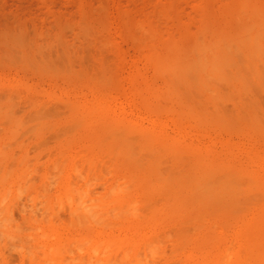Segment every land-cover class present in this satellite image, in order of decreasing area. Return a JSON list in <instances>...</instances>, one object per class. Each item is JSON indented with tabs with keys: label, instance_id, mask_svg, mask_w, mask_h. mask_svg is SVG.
<instances>
[{
	"label": "bare ground",
	"instance_id": "6f19581e",
	"mask_svg": "<svg viewBox=\"0 0 264 264\" xmlns=\"http://www.w3.org/2000/svg\"><path fill=\"white\" fill-rule=\"evenodd\" d=\"M223 16L222 19L218 18L220 20L205 18L195 34L166 40L159 48L148 53V60L160 76L161 84L157 82L158 88L152 79H145L148 84L145 83L146 96L142 104L156 113V118L161 115L173 118L177 130L174 135L166 131L160 117V121L153 117L151 125L144 126L140 121L130 116L128 118L121 109L122 114L115 111L111 105L114 103L106 96L90 100H66V105L61 101L67 109L64 115L59 116L60 119L73 120L70 126H80L82 131L74 135L91 139V143L87 141L90 144L85 142L88 145L86 152L91 150L93 157L99 151L103 157L112 155L116 177L107 185V182L100 183L105 186L101 187L104 191L100 194L92 190L95 189L94 185H98V180L94 178L103 172L101 166L110 169L108 166L111 165L105 162L112 158L100 164L102 160L99 162L97 158L96 162L95 158L87 156L88 161L81 163L87 166L83 164L87 171L92 170L90 166L94 168V164L101 165L97 168L99 173L95 170L97 165L95 171H90L93 174L90 180L87 178L89 172L84 178L85 173L76 171L78 165H71L69 161L67 168L71 165L70 169L77 172V177L74 175L71 180L72 174L70 178L67 175L59 177L58 174L57 182L51 178V182H56L54 190L46 192L49 185L46 181L45 189L42 186L46 184L37 186V190L42 187V193L38 191L36 193L39 194L31 196L32 191L28 192L30 197L26 196V200L18 190L26 188L29 181H26L27 176L36 167L23 179L24 186L19 183L24 175L9 172L12 167L9 162L13 158L2 151L1 145L3 139L20 133L22 118L14 114L11 100L0 101V121L9 122L6 127L1 125L0 128V235L8 236L7 240H3H9L6 245L10 246L11 241L16 243L18 240L19 243L20 232H14L16 228L18 231L24 228L30 230L31 227L25 226V223L22 224L24 228L21 226L23 229L12 225V218L17 217L14 210L19 211L21 216L33 219L37 238L35 243H28V239L25 244L19 245V251L21 249L25 257L23 263L27 258V264H60L59 254L63 251L65 255L71 251L78 254L79 248L80 253H73V256L81 258V253L85 251L83 254L87 253L90 261L86 263L88 258L84 256L80 260L77 257L73 260L70 256L72 264H94L98 261L99 264H264V0H233L225 8ZM145 30V34L140 31L143 37L138 35V38L150 36L149 30H146L147 33ZM141 38L139 41L142 42ZM43 47H39L33 55L26 52L19 54L22 62L30 63L29 60L38 57L35 68L39 74L57 72L46 59V53L42 52H45ZM73 70L65 67L61 70L63 74L55 75L63 76L70 82H87L93 90L104 89L103 76L91 74L94 76L91 77L85 70L80 73ZM157 75L153 74L155 79L159 78ZM228 103L231 110L226 106ZM30 107L36 108L32 113L37 116L33 117L35 120L56 118L54 115L50 117L56 109L50 110L47 106L48 113L43 110L44 107L43 112L39 101L32 102ZM183 124H193L197 134L214 130L217 134L238 135L246 140L239 145L230 138L224 139L220 141V148H216L213 140V143L205 144L200 139H190ZM64 126L61 129L71 130V127H66L68 124ZM56 132L61 133L59 130ZM36 133L40 132L37 130ZM50 152L48 155H51ZM241 152L244 160L240 159ZM22 154L25 156L24 151ZM99 154L95 157L101 156ZM64 158L63 161L58 159L59 163L52 161L58 170L52 166L50 171L62 174L64 164V169L67 165L64 160L70 157ZM73 158L72 162L79 161V158ZM15 161L17 166L22 164L19 159ZM60 162L64 164L60 165ZM39 167L36 169L40 170ZM93 171L98 175L95 176ZM50 174L54 175V172ZM50 174L47 172L45 175ZM108 174L111 176L112 173ZM47 177L44 178L49 181ZM90 181H94L93 188ZM14 183L18 189H15V194L11 193ZM40 194L41 198L38 197ZM31 197L38 202H32L34 199ZM24 198L26 202L35 204L27 205L29 209H26L28 202L24 204ZM16 215H19L18 212ZM20 221L18 224H21ZM5 241H0V245L1 242L7 243ZM15 245L13 248L17 250ZM73 247H77L78 252ZM16 252L13 251L15 254L12 255H16ZM65 255L60 261L64 260ZM93 258L94 262L91 261ZM69 259L65 258L67 261Z\"/></svg>",
	"mask_w": 264,
	"mask_h": 264
},
{
	"label": "rangeland",
	"instance_id": "374dc122",
	"mask_svg": "<svg viewBox=\"0 0 264 264\" xmlns=\"http://www.w3.org/2000/svg\"><path fill=\"white\" fill-rule=\"evenodd\" d=\"M232 1L233 0H0V101L3 100L4 102H6L11 100L12 104H14L12 105L14 114L22 118V120L19 119V121L20 120L22 121V122L20 121L21 123L18 121L20 124H22L20 125V128L23 126L22 129H19L20 133L3 139L4 142L1 145V148L2 151L6 153V155H8L11 159L13 158L12 161L9 160L11 161L9 163L12 166V167L9 166L10 167L9 172L24 175V178H22L21 181H19V183L21 182L22 185L23 182L25 181V180L23 181V179H25V176L29 173V171L33 170L34 167L38 169V167L41 166L39 167L41 168L40 170L34 168L35 171H32L31 173L28 174L27 176L28 179H26V181L27 180L29 181H27L28 182L26 184L27 186H25L26 188L28 187L27 189L20 188V190H18L17 188H15L16 183H14L11 186V193L15 194V192H17L15 189H17L18 192L21 191V193L25 195L26 200H28L27 198L29 196L27 194L28 192L32 191L31 192L32 194L30 193L31 196L35 194L37 195L39 193L36 192L38 191L40 192V190L42 191L43 190L41 189L42 187L45 189L48 183H49L48 187L52 186V188L50 189V187L49 188L47 187V189H45L46 192L47 190L48 191L54 190V186L56 185V182L57 180H59V177H61V175L63 176L67 175L70 178V175L72 174L70 178L71 180L73 176L77 173L76 171L81 172V174L85 173L84 174L85 176L83 175L84 178L86 177L87 172H89L90 174L89 176L91 175L93 176V174H91L92 172L90 171L94 170L96 165L101 166L100 164L104 163V160L110 157L112 158V155L110 156L108 154L106 157H103L104 155L102 156V154H99L101 153L98 150L99 147L96 150L99 151L97 153L101 155L103 159L101 156L95 157L97 153L95 154L94 152L93 155L95 154V156L93 157L90 154L91 150L90 152L88 151L86 152L85 147L87 149L88 145L85 144V142L87 141L90 142L91 139L88 140L87 137H84L82 135H76V134L74 135L75 132H82L79 129L80 126L78 127L74 125L75 127H71L70 123H72L73 120L69 121L70 119L67 120L66 118H62V117L60 119L59 117L66 113L65 109H67V106L65 107L66 105L65 101L85 100V99L90 100L93 99V97L106 96V98L108 97L107 99H110L111 103H114L111 105L114 107L115 111L117 112L119 111L120 113L121 111H123L122 113L126 115L128 118L130 116V118L136 119L137 121H140L144 126L145 125L147 126L148 124L151 123V121H153L154 118H156L157 114L146 109L142 104V99L146 96L145 83L148 84V81L152 79L154 83L152 81L151 82L155 86L161 84L160 76L156 74V72L154 71L153 67L151 66L148 60V53L152 49L159 48V46L166 40L182 39L195 34L200 24L203 22L205 18L211 20L218 18L222 19L224 17L223 15L225 12V8ZM143 29L144 30L148 29L149 30V31L147 30L148 33L149 32L151 33L150 36L148 37L144 36V39L141 38L143 37L142 33L145 34ZM140 31H142V33ZM138 35L141 36L139 37L141 38V40L143 39L144 42L139 41L140 38H138ZM151 35L153 37H151ZM39 47L40 48L43 47V50H45V52L44 51L42 52L46 53L47 55L46 59L57 70V72L51 73L54 75H51L50 73H43V74L38 73V71L35 68L38 57H36V60H32V61L29 60L31 64L28 62H22L21 55L24 52L33 55L34 53H36ZM13 54L17 55V57ZM65 67H68L71 70L74 69L73 71L77 73H80L82 70H85L90 75L91 74L95 75V77L103 76L104 80L102 81V84L104 85V87L102 88L104 89L93 90L92 88H90V85H88L85 80L84 81L86 83L70 82L67 78L63 76L55 75L56 73L63 74L61 70L65 69ZM100 71L102 74L100 73ZM153 74L157 75L159 78L155 79L154 78L155 76H153ZM92 75L91 77H94ZM145 79H147L148 81L145 82L146 81ZM157 82L158 85H156ZM34 101H39L41 106L40 108L41 111L44 110L46 113H48L47 106L51 108L50 110L56 109L58 115H55L57 113H54V111H56L54 110L50 116L52 117V115H54L56 116V118L47 117V118H39L41 120L38 119L35 120V118H33L35 116L33 115L34 114L33 109L36 108L30 107L32 102ZM58 101H60V103H58ZM61 101H63L65 105H62L61 103L63 102ZM54 103L57 104L55 105V107L57 108L54 107ZM227 105L228 107H230L229 109L231 110L232 109L231 104L228 103L226 104V106ZM229 109L227 108V110ZM45 115L48 116V114ZM45 115L44 117H46ZM35 117L37 118V116ZM141 117L143 119L145 118V120H142ZM159 117L161 119V122L163 123V126L165 125L164 128L166 129V131L171 135H174L176 133L175 131L177 130H175L176 124L173 118L171 119V117L169 116L167 117L164 115H161ZM159 117H157L154 120H157ZM160 119L158 120L160 121ZM3 121L6 123L0 121L1 122L0 128L1 125L3 127L4 126L6 127L9 124V122L7 124V121L5 120ZM35 122L38 123L35 125L33 124ZM31 124H33V126H31ZM66 124H68V126L66 127L67 128L71 127V130L67 128H66L67 130L64 129L65 127L64 125ZM28 125H30V127ZM60 125L61 126L63 125L64 127H62L61 129ZM25 126L26 127L28 126L29 128H26ZM183 126L184 129L186 130L185 132L188 133L190 139H193L194 141H198L200 139L199 141L205 144L213 143L212 142L213 140L216 148H220L221 146L220 141L224 139L230 138L233 142H235V144L240 143L239 145H242L241 142L246 140L238 135L237 138L233 134H230L229 135L230 137L226 133L217 134L214 130H208L209 131L208 133L206 134L203 133L204 135L203 134L201 135L196 133L197 131H195L196 128L193 126V124H188V125L183 124ZM170 127H172L171 130ZM55 129L57 131L59 130L61 133L56 132ZM37 130L40 133H36ZM61 130L65 132V134H62L63 132ZM31 131L34 133L31 134ZM214 133H216L217 135ZM57 134H59L60 136L58 135L59 137H57ZM16 137L18 139H16ZM13 139H15L16 141L13 142ZM23 139L24 141H22ZM7 144L10 146H8ZM51 150L53 151L50 152ZM14 151L18 153L15 154ZM23 151L25 156H23L22 154ZM49 152L51 155H48ZM60 152L61 154H58ZM74 154L76 155L74 156ZM242 154L243 152H241L240 159L242 158L244 160L245 158L244 155ZM21 155L23 159L21 158ZM40 155L41 156L44 155V156L39 159V157H41ZM87 156H89V158L90 157L95 158L96 162L98 161V159L99 162L100 160L102 161L100 162V164H94L95 165V166L93 165L94 168L90 166L92 170L88 169L87 171V168L83 167V164L86 163L85 161H88ZM19 157L21 158L22 161H20ZM56 157H58V159L60 158L65 159L64 157L66 158L70 157L68 158V160L67 159L64 160L65 162L67 161V165L65 169L64 166L66 163L64 164L60 162V165L64 164L63 169L61 166V169L63 170L62 174H60L61 172L58 173L59 171L58 172L56 171L57 174L55 173V170L58 169H56L52 161L54 162L57 160L56 162L58 163L60 161ZM71 157L72 158L74 157L73 158L74 160L79 158L80 164L82 162L84 163L81 164V167L79 168L78 167L80 166L79 161L72 162ZM18 159L19 162H21L22 164L20 163L21 165L17 166V162L15 160ZM28 159H30L31 162ZM111 160L110 161L106 160L108 162L107 163L105 162L106 165L108 164L111 165L108 166V169L110 168L109 170H106L107 166L105 167L101 166L103 172L101 170L100 171L102 172V174L101 172L99 173L98 171L99 169L97 170V168H100L99 166L96 167L95 169L98 171L97 173L100 174V175L97 174L98 177L94 178L96 179L95 181L98 180V183L95 182L98 185H94L93 187H95V189H92L95 193L99 192L100 194L104 191L105 186L103 185L104 188L101 189V187H103L100 184L101 182L102 184L107 182L105 183V185H107L109 182L113 181L114 178L116 177V173L114 172L112 165L113 158ZM56 162L55 164L57 165ZM68 162L71 165L74 163L75 166L78 165L76 166V171L70 169L72 167L71 165H69L70 167L67 168ZM77 162L78 164H76ZM24 165L27 166L25 167ZM52 166L53 169L55 168V170L52 169L53 171L51 172L50 169L52 168ZM75 166H73V168ZM59 170H60V166H59ZM104 171L107 174L108 172L112 173L111 176L110 174L108 175L105 174ZM47 172L49 174L54 172V175L53 174L45 175L47 174ZM35 175L37 178H35ZM45 176L50 177V178L47 177L50 182L44 178ZM89 176H87L88 179L92 178V176L91 177ZM106 176H108V178H106ZM74 177L77 176L75 175ZM29 178H34V179L31 180ZM51 178L54 181L56 180L55 184L53 183L54 181L51 182L52 181ZM93 183L92 182L90 183V187H92ZM38 185L40 186L45 185V187L44 186L40 188L38 187L39 190H37ZM21 193L18 194L21 195ZM38 197L41 198L42 195L40 194L38 195ZM25 198L24 200H22L25 202L23 203L24 204H26L27 202L30 203V204L28 203L26 204V209H29L28 207L29 205L31 206L38 202V200L36 201L35 198L31 197L34 199L32 202H35L32 204V202L30 201L26 202ZM17 212L19 215H16ZM14 216L17 217L12 218L13 219L12 225L14 224L17 227L19 226V229H21L23 227L22 224L25 223L24 224L25 226L27 225L33 229L34 226L32 224L33 219L32 220L29 219V216H21V213H19V211L16 210H14ZM39 217L37 216L36 218L40 219ZM33 218L35 219V217ZM16 219H18L19 221L22 219L23 220L20 221L21 224H18L19 221H17ZM31 228L30 230H27L28 228L24 230L25 229L24 228L23 230H19V231L18 228H16L17 230L14 232H20V236L24 235L23 237L21 236V239L22 238L25 239L24 240L22 239L23 241H21L19 236V243H18V240L14 238L15 236L10 237L12 240H17L16 243H13V241H11L10 246L6 245L9 243L8 242L9 240L5 241L8 239L7 238L8 236L5 238L4 235L2 234L0 235L2 236V238L0 237V241L7 242V243L1 242L3 248L0 245L1 247L0 264H7V260L9 261L8 264L25 263L27 258L24 260L23 263V259L25 257L22 255L21 249L19 251V245L25 244L24 242L28 241V239L30 240V242L28 241V243L32 244L36 242L37 237H35L36 236L35 230L34 229L32 230ZM25 235H27V237ZM30 235L32 239L34 238V240L30 238ZM14 245L16 246V248H18L17 250L14 249L15 248ZM5 246H7L8 248L12 247V249H14L13 250L14 252L16 251L19 252H16V255H12L15 254L13 253L12 249L10 248L11 251L10 249H7L11 253L10 255V253L6 250ZM73 248L77 252L79 250L80 253L79 248L78 250H76L77 247L76 248L73 247ZM67 249H64L65 252L68 251ZM70 251L71 250L69 249V252ZM38 252H40V250H38L37 253ZM84 252L85 251L81 253V258L82 256H84V258H88L87 260H85L86 263H88L90 261L89 260L90 258L88 257L87 253L86 255H84L83 254ZM71 253L67 252L66 254L68 256L65 255L64 251L62 254H59L58 261L60 262V264H62L61 261H63V263L65 262L64 264H67L66 263L67 260H65V258L69 259L70 256L72 259L73 258L75 259L76 257L79 260L81 259L79 258V256L76 257L75 255L73 256V253L77 254L76 252L71 251ZM63 254L65 255L64 258L65 261L64 260L60 261V258L63 259ZM71 258L68 260L69 262L70 260H72ZM11 259L14 261H12ZM93 260L94 258L91 259L92 262H94ZM27 263H28V259L25 264ZM70 263L72 264V261ZM80 264H85V263L81 262ZM94 264H99V261L97 263L94 262Z\"/></svg>",
	"mask_w": 264,
	"mask_h": 264
}]
</instances>
